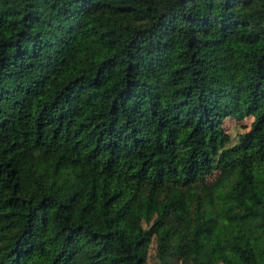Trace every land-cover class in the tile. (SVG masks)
<instances>
[{"label":"trees","instance_id":"obj_1","mask_svg":"<svg viewBox=\"0 0 264 264\" xmlns=\"http://www.w3.org/2000/svg\"><path fill=\"white\" fill-rule=\"evenodd\" d=\"M218 260L264 264V0H0V264Z\"/></svg>","mask_w":264,"mask_h":264},{"label":"rangeland","instance_id":"obj_2","mask_svg":"<svg viewBox=\"0 0 264 264\" xmlns=\"http://www.w3.org/2000/svg\"><path fill=\"white\" fill-rule=\"evenodd\" d=\"M251 120H252V115H246L242 119H239V120H237L233 117H225L223 119V126L230 136L229 143L234 142L237 139L239 133L249 127ZM149 252L151 254V256L149 257V260L152 261L153 260V257H152L153 246H151ZM173 264H180V263L176 262ZM211 264H222V262L220 260H218V261H215Z\"/></svg>","mask_w":264,"mask_h":264}]
</instances>
